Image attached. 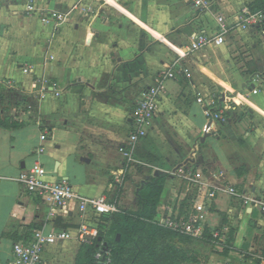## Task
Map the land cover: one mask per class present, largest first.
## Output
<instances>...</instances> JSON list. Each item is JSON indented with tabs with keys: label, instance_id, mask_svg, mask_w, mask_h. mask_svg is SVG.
Wrapping results in <instances>:
<instances>
[{
	"label": "crops",
	"instance_id": "obj_1",
	"mask_svg": "<svg viewBox=\"0 0 264 264\" xmlns=\"http://www.w3.org/2000/svg\"><path fill=\"white\" fill-rule=\"evenodd\" d=\"M212 2L201 11L184 0H35L66 15L56 27L27 13L29 0H0V115L19 126L0 128V264L35 230L69 232L43 259L78 264L80 213H54L18 180L37 163L48 180L106 197L119 214L138 212L141 190L166 176L156 224L191 212L200 229L192 247L180 244L196 260L185 264H264V24L240 23L246 10L263 11L264 0ZM219 16L232 30L225 43L192 50L195 36L219 34ZM173 69L178 77L164 82L154 127L135 151L141 162L130 161L121 149L132 112ZM42 78L49 90L39 97ZM218 96L227 124L207 118L206 102ZM103 219L107 233L113 221Z\"/></svg>",
	"mask_w": 264,
	"mask_h": 264
},
{
	"label": "built area",
	"instance_id": "obj_2",
	"mask_svg": "<svg viewBox=\"0 0 264 264\" xmlns=\"http://www.w3.org/2000/svg\"><path fill=\"white\" fill-rule=\"evenodd\" d=\"M13 4L18 0H7ZM191 4L193 8L201 11L211 8L212 0H184ZM27 13L30 15L39 14L45 23L50 19L57 21L56 27L63 25L66 22V15L57 12H50L46 9L39 8L35 0H29ZM217 36L207 34H199L192 40L191 49L199 51L205 49L209 44L221 46L225 43L227 35L231 28L226 24L224 16L218 17ZM241 27L251 28L264 24V11L251 13L249 10L243 12L241 16ZM24 73L32 72L29 68L23 69ZM180 76L190 77L189 71L182 68ZM178 73L175 69L167 71L163 76L158 78L156 84L145 92H143L136 108L132 112L133 129L129 134L127 149L122 148L121 151L125 157L134 162L137 160L135 151L143 140H145L150 130L154 127V121L158 114L159 105L163 93V84L168 79H176ZM256 81V80H255ZM40 91L37 93L39 97H44V94L49 90L47 80L42 78L37 80ZM59 95V93H57ZM221 96L213 98L206 102L207 118L210 122L218 121L222 124H227L225 117L226 110L220 102ZM42 141L47 140L46 135H42ZM44 147L39 148L38 153L42 154ZM187 168L179 170V174L188 182L195 183V178L192 174L187 175ZM46 169L39 163L35 164L28 172H24L19 177L20 184L30 193L41 198H47L56 210L68 215L70 212L78 211L82 218V224L78 230V240L82 245H90L99 235V226L103 218L111 217L121 212L119 205L108 200L106 197H86L78 192L66 180L50 181L47 178ZM200 176L197 175V178ZM2 178L0 177V182ZM227 193L235 198H242L241 194L235 188H229ZM213 196V195H212ZM246 204L248 202L246 201ZM90 214V215H89ZM164 228L172 230L178 234L197 237L200 235V229L196 226L195 220L191 212H186L183 216H177L174 219L165 220L161 224ZM71 235L67 231H53L46 233L44 230H35L31 240L19 241L14 244L12 258L5 264H48L43 259L45 251L60 242L68 240ZM101 245L100 250L95 255V260L98 264H112L111 253L104 249Z\"/></svg>",
	"mask_w": 264,
	"mask_h": 264
},
{
	"label": "trees",
	"instance_id": "obj_3",
	"mask_svg": "<svg viewBox=\"0 0 264 264\" xmlns=\"http://www.w3.org/2000/svg\"><path fill=\"white\" fill-rule=\"evenodd\" d=\"M260 10L264 11V3ZM221 100L222 98L220 102ZM225 115L227 116L226 113ZM13 122V118L3 121L0 115V128H18ZM167 179L166 176L156 178L141 190L138 212L126 211L103 219L104 223L113 221L107 233H104V225L101 224L98 235V238H103L107 244L104 249L111 253L112 264H185L196 261L189 258L187 249L180 247V244L192 247L195 239L166 229L155 222L157 207ZM118 235H121L119 242ZM204 238L208 243L213 242L207 229ZM101 245L102 242L98 239L90 245H82L78 264H98L95 255Z\"/></svg>",
	"mask_w": 264,
	"mask_h": 264
},
{
	"label": "water",
	"instance_id": "obj_4",
	"mask_svg": "<svg viewBox=\"0 0 264 264\" xmlns=\"http://www.w3.org/2000/svg\"><path fill=\"white\" fill-rule=\"evenodd\" d=\"M121 240V235L117 236V242H119ZM107 244H104V246L106 247Z\"/></svg>",
	"mask_w": 264,
	"mask_h": 264
},
{
	"label": "rangeland",
	"instance_id": "obj_5",
	"mask_svg": "<svg viewBox=\"0 0 264 264\" xmlns=\"http://www.w3.org/2000/svg\"><path fill=\"white\" fill-rule=\"evenodd\" d=\"M207 143H208L207 145H210L211 143H214V141L213 140H209Z\"/></svg>",
	"mask_w": 264,
	"mask_h": 264
}]
</instances>
